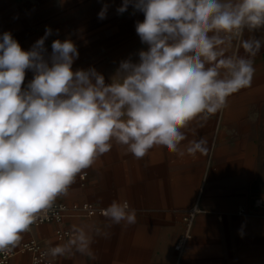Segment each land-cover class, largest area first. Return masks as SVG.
Segmentation results:
<instances>
[{
	"label": "clouds",
	"instance_id": "1",
	"mask_svg": "<svg viewBox=\"0 0 264 264\" xmlns=\"http://www.w3.org/2000/svg\"><path fill=\"white\" fill-rule=\"evenodd\" d=\"M130 6L143 13L135 31L146 47L138 60H121L110 82L94 67L73 69L79 51L70 38L53 40L49 52L50 27L28 50L11 32L0 34V253L10 254L114 142L136 159L155 146L206 154L205 138L182 148V130L251 87L264 39H240L246 55L225 53L245 30L264 29V0H122L116 11ZM102 215L109 226L136 223L127 200H113ZM95 236L108 233L74 224L66 241L46 242L42 256L94 259Z\"/></svg>",
	"mask_w": 264,
	"mask_h": 264
},
{
	"label": "crops",
	"instance_id": "2",
	"mask_svg": "<svg viewBox=\"0 0 264 264\" xmlns=\"http://www.w3.org/2000/svg\"><path fill=\"white\" fill-rule=\"evenodd\" d=\"M105 2L106 19H94L91 36L75 41L79 58L73 69L94 67L110 82L119 62L138 60L139 50L146 46L135 31L143 13L132 14L130 6L118 14L122 0ZM251 36L264 39V29L245 30L225 54L246 55L239 40ZM254 67L251 87L232 94L223 110L182 130L187 137L182 148L190 140L205 138L206 154L179 156L155 146L136 159L114 142L85 170V179L79 175L69 194L57 200L105 207L113 200H127L136 211V223L109 226L105 217L96 216L39 225L32 234L44 246L66 241L68 236L58 239L56 230L70 231L74 224L95 225L108 233L106 238L94 237V259L76 253L55 258V264H264V210L253 204L264 197V47L255 56ZM195 206L191 237L179 250L178 240ZM30 263L31 255L20 253L7 264Z\"/></svg>",
	"mask_w": 264,
	"mask_h": 264
},
{
	"label": "rangeland",
	"instance_id": "3",
	"mask_svg": "<svg viewBox=\"0 0 264 264\" xmlns=\"http://www.w3.org/2000/svg\"><path fill=\"white\" fill-rule=\"evenodd\" d=\"M104 4L108 3L105 0H0V34L11 32L26 50L50 27L53 35L45 44L51 52L55 39L70 38L75 42L90 37L94 19ZM32 78L33 73L27 72L25 86Z\"/></svg>",
	"mask_w": 264,
	"mask_h": 264
},
{
	"label": "built area",
	"instance_id": "4",
	"mask_svg": "<svg viewBox=\"0 0 264 264\" xmlns=\"http://www.w3.org/2000/svg\"><path fill=\"white\" fill-rule=\"evenodd\" d=\"M80 177L85 179L87 173L84 172ZM253 204L256 208L264 210V197L256 198ZM105 208V206L90 201L66 202L56 200L54 206L49 211L40 215L37 221L31 226V230L22 234L21 242L10 254L0 253V264H7L12 257L20 253H29L31 255L30 264H55V258L42 256V252L45 250L46 246L42 245L41 242L33 236L32 233L34 229L48 222L62 224L68 217L93 218L96 216H103L102 210ZM197 210L198 208L195 206L189 211L188 217L186 218V231L177 243V249L179 250L184 248L191 237L192 219ZM68 233L69 230L63 228H58L56 230L58 239L67 237Z\"/></svg>",
	"mask_w": 264,
	"mask_h": 264
},
{
	"label": "bare ground",
	"instance_id": "5",
	"mask_svg": "<svg viewBox=\"0 0 264 264\" xmlns=\"http://www.w3.org/2000/svg\"><path fill=\"white\" fill-rule=\"evenodd\" d=\"M138 52V51H137ZM132 58V57H131ZM198 202V201H197Z\"/></svg>",
	"mask_w": 264,
	"mask_h": 264
}]
</instances>
